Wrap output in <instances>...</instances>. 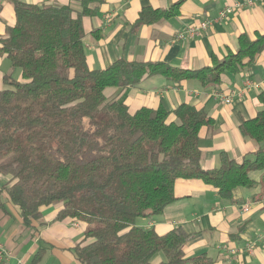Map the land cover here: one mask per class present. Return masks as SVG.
<instances>
[{"label":"trees","instance_id":"16d2710c","mask_svg":"<svg viewBox=\"0 0 264 264\" xmlns=\"http://www.w3.org/2000/svg\"><path fill=\"white\" fill-rule=\"evenodd\" d=\"M102 2L80 0L75 9L14 0L16 21L0 39V54L13 69L0 88V181L6 179L0 191L19 207L25 226L42 218L43 206L58 203V219L85 222L87 242L74 248L82 264H212L204 253L185 256L190 235L181 227L159 235L137 219L174 202L180 179H202L223 198L253 187L250 172L264 169V109L240 124L242 135L259 144L254 157L238 161L222 152L220 165L205 169L200 131L213 124L207 109L181 103L131 111L124 97L105 90L154 75L219 85L255 62L264 33H242L236 52L196 69L124 58L96 69L87 62L83 17ZM183 2L169 10L144 7L134 27L168 17Z\"/></svg>","mask_w":264,"mask_h":264},{"label":"crops","instance_id":"0c3cea01","mask_svg":"<svg viewBox=\"0 0 264 264\" xmlns=\"http://www.w3.org/2000/svg\"><path fill=\"white\" fill-rule=\"evenodd\" d=\"M21 1L81 9L80 0ZM178 1L103 0L98 6L93 5L97 7L96 12L83 17L88 65L105 69L124 58L163 61L196 69L213 65L230 51L236 52L242 33L251 38L264 33V0H257L254 5H248L246 0H184L168 17L134 27L144 7L169 10ZM13 2L0 0L3 6L0 39L16 21ZM227 7L233 9L221 18V11ZM205 18H211L213 24L202 35L177 38L181 30ZM9 71L13 69L6 55L0 54L1 83L4 84L3 77ZM105 93L111 98L124 97L131 111L161 104L173 110L181 103L207 109L213 124L200 131L201 164L205 169L216 168L221 163L222 152L241 161L244 157H254L259 147L257 142L242 135L240 124L264 109V51L240 72L227 73L219 85H204L195 79L177 84L162 75H154L136 86L109 87ZM225 97L231 101L226 102ZM250 176L255 185L236 188L232 198L221 197L213 185L202 179H180L175 184L176 200L163 212L140 217L136 223L145 229L153 228L159 235L181 227L190 235L183 247L186 257L204 253L213 260L212 264H264V169L251 171ZM5 181L2 177L0 187ZM62 207V203L43 206L42 218L25 226L19 207L1 189L0 254H5L1 261L4 264H82L74 248L87 242V224L71 218L58 219ZM163 258L160 253L154 259L160 262Z\"/></svg>","mask_w":264,"mask_h":264},{"label":"built area","instance_id":"2783aa9c","mask_svg":"<svg viewBox=\"0 0 264 264\" xmlns=\"http://www.w3.org/2000/svg\"><path fill=\"white\" fill-rule=\"evenodd\" d=\"M257 0H246V3L248 5H254L256 3ZM242 6L241 4H238V7ZM233 8L231 7H227L225 9H223L220 13V17L224 18L227 17L228 13H230L232 11ZM213 24V20L211 18H205L202 19L200 21H198L195 24H192L190 26H188L186 29L181 30L178 34H177V38L181 39L184 38L186 36L189 37H198L200 35H202V33L204 31H206L211 25ZM217 96H219V93H215ZM225 101L226 102H230L231 99L229 97H225ZM249 206L245 207V210H248ZM5 254H0V261L2 260L3 256Z\"/></svg>","mask_w":264,"mask_h":264},{"label":"rangeland","instance_id":"374dc122","mask_svg":"<svg viewBox=\"0 0 264 264\" xmlns=\"http://www.w3.org/2000/svg\"><path fill=\"white\" fill-rule=\"evenodd\" d=\"M11 71H9L8 73H10ZM0 87L4 88L5 87V84L1 83L0 81ZM109 91V90H108Z\"/></svg>","mask_w":264,"mask_h":264}]
</instances>
